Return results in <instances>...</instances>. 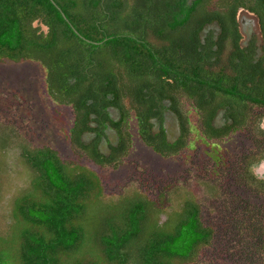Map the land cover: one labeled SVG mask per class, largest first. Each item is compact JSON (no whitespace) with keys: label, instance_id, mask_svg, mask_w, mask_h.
<instances>
[{"label":"trees","instance_id":"trees-1","mask_svg":"<svg viewBox=\"0 0 264 264\" xmlns=\"http://www.w3.org/2000/svg\"><path fill=\"white\" fill-rule=\"evenodd\" d=\"M241 8L261 23L259 57L254 42L238 43ZM210 25L220 31L209 27L203 36ZM7 60H32L43 69V94L59 117L56 136L71 157L34 147L0 113V264H201L205 251L207 264H264L259 199L242 209L236 203L241 220L227 222L232 232H225L204 220L203 203L189 188L172 184L154 198L131 180L118 194L107 193L93 167L127 173L130 166L121 162L134 134L167 159L190 161L201 148L211 169H200L210 177L200 183L213 197L220 190L212 178L220 173L234 192L245 182L264 197V177L253 172L264 160V0H0V62ZM166 110L179 123L171 141ZM245 130L261 140L254 154L243 149L235 166L223 158L222 145L237 139L248 145ZM171 190L178 193L166 205ZM97 198L106 201L99 211Z\"/></svg>","mask_w":264,"mask_h":264},{"label":"rangeland","instance_id":"rangeland-1","mask_svg":"<svg viewBox=\"0 0 264 264\" xmlns=\"http://www.w3.org/2000/svg\"><path fill=\"white\" fill-rule=\"evenodd\" d=\"M255 23V32H257L259 23L256 17ZM253 39L254 37L251 41ZM242 42L243 45H246L248 42L247 38L246 40L243 39ZM228 49L224 51L223 55H226ZM94 56L99 58V55L97 54ZM19 70H22L21 73L18 72ZM46 73L48 74V69ZM42 76L44 77L43 69L38 63H34L32 60H22L19 62L7 60L0 62V113L6 111L5 114L7 118H3L15 124L18 131L22 132L23 136H25L28 142L34 147L49 145L60 150L63 157L69 158L71 157L70 147L67 142L59 140L56 136L57 131L55 126L58 127L59 125L58 120H56L59 119L58 112L53 111L55 108L54 105L51 104L49 99L43 94ZM123 79L126 81V84L129 82L126 73L123 74ZM50 83L51 82H49V84ZM183 97L184 94L179 92L177 98L178 103L179 101L183 103L181 100ZM189 102L193 107V102L191 100H189ZM167 103H169V101H166V104ZM257 109L258 108L253 109L254 114L258 112ZM262 110H264V108L260 111ZM112 112L115 116L116 111L112 110ZM170 115L171 116H168L163 124L167 129L170 125L177 126L175 113L171 112ZM62 116L65 115L62 113ZM192 117L197 118L196 115ZM222 123L223 119L221 117L220 120L217 121V124ZM51 125H54V127L51 128ZM261 127L264 128V119L261 121ZM154 130H157V126H155ZM167 134L168 139L171 141L177 137L178 132L175 131V133H170V131H168ZM242 134L244 137L246 136L248 138V145H244L243 141L240 139L232 140L231 142L222 145L221 152L223 154V158H226L225 161L232 165L238 163L237 161L241 163V161L244 160L242 159L244 156L243 154L245 153L244 150H246L247 154H254L255 147L253 146L257 140H261L255 130H245ZM90 136L86 135L84 136V139L88 140ZM109 136L111 143H115L116 139L111 131L109 132ZM133 137L134 144L132 145L130 154L123 157L121 162L130 166L128 167L129 171H127V173L122 172L120 168L119 171H111V169H104L101 167L102 165H95L85 158L79 159L81 163L84 162L87 166L94 165L93 167L99 173L107 193L118 194L121 187L125 184L130 183L131 180H139L150 189L153 197L156 198V193L160 191H167V189L171 188L172 184H180L187 189H191L195 194H197L199 198L198 200L202 201V214L204 220L208 219L214 226H216L215 228L225 232H232V230L227 229L230 227L227 225V222H240L241 220L240 214H242V212L239 214V212L236 211V203L238 204V209H242V206H244V204L248 201L252 204L256 203L253 206L264 202V197L259 196L257 194L259 192L257 189H254L251 184H247L245 182L238 183V181H235L239 185L237 184L234 192L233 187L230 186L226 180H224L225 177L221 173L216 175L215 178H212L216 180L217 186L220 190L219 194H217L218 196L213 197L211 192L205 189L200 183L202 178H210L206 173L200 172V169H204L206 166L208 170L211 169V158L205 154L201 148L195 151V154L192 155V159L190 161H187L186 159L185 162V160H181V158H164L143 144V142L135 137L134 134ZM60 143H62L61 147ZM108 149V146H106V148L104 146L102 147V150L106 153H108ZM242 165L243 164H241V166L237 165V169L235 171L238 172L239 175L243 171ZM253 172L254 175L256 174L258 177H264V160L259 162L253 168ZM226 175H229V171ZM235 178L236 175L231 176V179L235 180ZM4 183L9 184L8 182ZM5 187L6 185H2L3 189ZM14 187L17 186L13 185L11 187L10 194L14 191ZM249 187L254 191L251 192L248 189ZM246 191L251 193H247ZM174 192L178 193L175 190H171L169 192L168 199L164 201L166 205L168 202L174 201L172 199L175 196ZM253 194L257 196H254ZM110 195L111 198H102H105L108 203L113 202L114 196L113 194ZM102 198H97V201L99 200V202L98 204L96 203V211H99L104 203H106V201ZM258 199L260 200V203ZM112 211H114V209ZM222 220L226 221V223H223L224 221L222 222ZM218 250L220 251V254L224 252V249L221 247H219ZM252 252H254V248L252 249ZM201 260V264H207L208 252L205 251ZM187 264L191 263L188 262ZM256 264H259V262ZM260 264H263V262H260Z\"/></svg>","mask_w":264,"mask_h":264},{"label":"flooded vegetation","instance_id":"flooded-vegetation-1","mask_svg":"<svg viewBox=\"0 0 264 264\" xmlns=\"http://www.w3.org/2000/svg\"><path fill=\"white\" fill-rule=\"evenodd\" d=\"M188 3H190V0H188ZM248 15H251L254 18H250V17H248ZM255 17L258 19V16L254 12L246 10L244 8H241L237 11L236 18H237V21L239 22L238 28H239V32L241 34V37L239 38L238 43L242 47H250V45L254 42L256 45V49H255L256 56L255 57H259L262 53L261 47L263 44V38H262V32H261V28H260L261 23L259 22V19H258L259 28H258L257 32H255L256 31ZM208 27H215V26L210 25ZM218 31H220V29L215 27V32L217 33ZM206 32H207V30L205 31L203 36L206 34ZM201 34H202V32H201ZM253 37H254V39L251 41V39ZM246 38H247L248 42L246 45H243L242 41H243V39L246 40ZM167 104H169V103H167ZM170 113H171V111H169V110H166L164 112V122L166 121V118L168 116H171ZM221 117H222L221 112H219V114L215 117L214 123L217 124V121H219ZM176 121H177V126L170 125V127L168 129L166 128V131H167V133H168V131H170V133H175V131H177L178 132L177 136H178L179 135V123H178L177 117H176ZM217 125H220V124H217ZM109 132H110V129H108V133Z\"/></svg>","mask_w":264,"mask_h":264},{"label":"water","instance_id":"water-1","mask_svg":"<svg viewBox=\"0 0 264 264\" xmlns=\"http://www.w3.org/2000/svg\"><path fill=\"white\" fill-rule=\"evenodd\" d=\"M190 1H191V0H190ZM246 14H247V13H246ZM248 16H250V18H254V17H252L251 15H248ZM33 24L36 26V24H38V22L35 21ZM40 26H41V28H42L44 31L47 30L46 25L40 23ZM208 28H209V27L207 26V27H205V28L202 30V35L205 33V31H206ZM110 131L112 132L114 138L117 139V136H116L115 131H114L113 129H110ZM108 134H109V133H108ZM109 138H110V136H109ZM101 146H102V147L104 146V147L106 148L107 143H106L105 138L102 139V141H101ZM107 151H108V150H107Z\"/></svg>","mask_w":264,"mask_h":264},{"label":"crops","instance_id":"crops-1","mask_svg":"<svg viewBox=\"0 0 264 264\" xmlns=\"http://www.w3.org/2000/svg\"><path fill=\"white\" fill-rule=\"evenodd\" d=\"M248 17H250V16H248ZM175 139V138H174Z\"/></svg>","mask_w":264,"mask_h":264}]
</instances>
